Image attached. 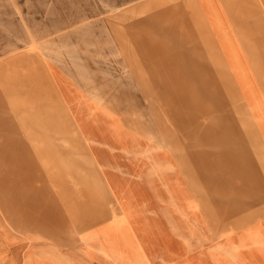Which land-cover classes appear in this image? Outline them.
Wrapping results in <instances>:
<instances>
[{
    "label": "rangeland",
    "instance_id": "rangeland-1",
    "mask_svg": "<svg viewBox=\"0 0 264 264\" xmlns=\"http://www.w3.org/2000/svg\"><path fill=\"white\" fill-rule=\"evenodd\" d=\"M77 1V9L84 13L59 16L76 17L74 21L38 20L40 10L54 18L55 9L70 10L68 4ZM87 1L92 6H85ZM130 9L108 6L103 0H0V131L14 127L16 145L25 142V151L31 156L16 158L12 167L0 166V264H7L8 226L11 233L19 235L23 222L27 228L39 222L43 236L54 237L57 247L71 249L80 246L76 234L88 224L124 221L131 213L123 206L114 183L116 199L111 190L110 194L101 168L92 163L74 128L63 134L28 132L39 128L50 131V127L66 131L68 126L79 125L75 111L84 122L80 126L94 131L127 127L132 138L113 134L119 149L141 140L169 153L175 172L173 191L185 192L191 216L218 240L202 246L183 245L169 230L170 219L177 222V215L168 213L164 203H156L157 210L151 211L150 197L144 196L143 207L132 216L144 228L152 225L159 242L155 247L160 248L156 258L169 253L170 261L157 264H264L262 229L243 232L240 245L228 240L242 216L237 211L247 206V197L238 190L236 180L232 187L231 170L238 167L232 163L248 158L264 160V147L249 109L211 43L207 42V52L200 60L167 52L174 47L164 36L166 23L159 20V30L151 29L150 6L138 13ZM140 20L143 24L136 28ZM120 29L124 34L143 36H116ZM157 49L158 53L152 52ZM256 109L258 116L264 105ZM258 119L263 126L262 118ZM6 136L0 133V138ZM32 142L40 144L29 146ZM55 142L59 147L54 148ZM163 170L158 166L159 175ZM115 179L120 184L119 178ZM35 191L46 196L41 199L40 212L24 214L22 202L28 198L23 196ZM12 193L19 205L8 219L5 202ZM249 217L262 222L264 215ZM13 221L19 223V229L18 225L12 229ZM120 237L118 231L106 228L101 233H83L80 242L85 250L89 244L99 242L101 247L105 243L115 260L120 246L127 254L133 253V246L123 247ZM132 244L135 246V241ZM139 254L142 261L126 264H151L141 251Z\"/></svg>",
    "mask_w": 264,
    "mask_h": 264
},
{
    "label": "crops",
    "instance_id": "crops-1",
    "mask_svg": "<svg viewBox=\"0 0 264 264\" xmlns=\"http://www.w3.org/2000/svg\"><path fill=\"white\" fill-rule=\"evenodd\" d=\"M103 4L115 7L130 6V10L135 13L142 12L143 7L150 6L151 29L155 30L156 28L159 30V20L166 23L167 32L164 36L173 42L174 47L173 51L168 50L167 52L181 53L184 57L193 55L195 59H198L206 54L207 42L211 43L218 57L226 66L230 79L240 94L244 105L249 109L250 117L253 119L257 134L264 147V112L260 111L258 116L256 112L257 106L262 107L264 105V0H190V2L188 0H103ZM68 5L71 8L70 10L55 9L52 12L54 18L47 17L50 12L42 13L40 10L41 17L38 20L74 21L76 17L61 18L59 16L64 14L75 16V14L84 13L77 9L79 6L78 1ZM54 6L63 5L56 4ZM85 6H92V3L87 1ZM195 14L200 18L199 24L202 29L194 18ZM139 24L142 25L143 20L136 22L135 27L138 28ZM118 31L121 33L116 36L120 37L143 36L138 33L134 35L124 34L121 29ZM152 52L158 53L159 49ZM196 55L200 56L197 57ZM59 84L61 87L63 86L61 82ZM72 102L73 99H70V103ZM251 102L254 104V108L250 104ZM258 118H262L263 126H261ZM72 128L79 135L78 137L84 140V145L88 149L92 163L101 168L99 170L109 192L111 190L114 193L112 187L114 183V185L116 184L114 187L118 196L130 200L131 213L127 219L124 218V221L121 219L117 222L97 226L88 224V227H84L80 235L76 234L80 246L71 249L57 247L54 237L43 236L40 232L43 227L39 222H30L32 225L29 228L25 226L26 222H23L22 233L19 235L14 232L11 233L9 231L11 227L8 226L5 250L7 264H114L113 261L126 264L130 261L137 262L133 260L134 255L127 254L126 249L124 250L120 245L119 254L115 255L119 256L117 257L119 259L115 260L110 257L113 255L107 253L110 249L108 246L105 247V243L101 244V247H105L102 252H100L99 242L89 244L87 250L82 249L80 236L83 233L103 227L105 230L107 228L108 231H118L119 237L123 233V236L120 237L123 247L131 246V242L135 241V246H138L143 257L145 256V259L151 264H157L159 261H170L168 252L157 260L156 255L160 248L155 247L159 242L152 225L144 228L134 221L132 215L143 207L141 205L144 202L142 200L144 196L146 198L150 197L151 211L157 210L158 205L156 203L162 205L164 203L168 213L177 215V222L173 220V217L170 219L169 230L173 237L182 240L183 245L202 246L217 240V238L208 234L206 228L196 218L191 216L192 210L186 200L185 192L177 194L173 191L175 172L173 158L169 153L161 152L157 148H153L151 144L149 145L141 140L135 142L128 149L115 147L113 141L115 136L113 134L124 135L119 137L124 139L133 137L130 136L132 132L127 131V127H121V131H117L113 127L103 131L101 129L94 131L89 127L75 125L73 127L68 126L66 131H63V128L50 127V131L39 128L28 132L63 134L68 133L69 129L72 130ZM5 130L0 131V133L7 134L6 137L0 138V166L12 167L15 165L16 158L26 159L31 156L25 151L28 150L25 142L21 144L22 146L16 145L14 127H7ZM70 132L72 133V131ZM97 134H106V136L97 137ZM37 143L40 144V142ZM37 143H29V146L35 147ZM58 145L59 143L55 142L54 148ZM235 165L238 167L231 170L232 187L235 186L236 180L238 190L247 197V206H244L245 209L237 211L242 216L237 219V225L233 227L235 231L228 240L240 245L242 234L244 235L243 232L246 230L259 228L264 231V218L262 222H254L250 221L249 217L253 214L264 215V160L248 158L245 162L232 163V167H235ZM158 166L164 167V172L161 175L158 173ZM9 173L13 174L14 169H10ZM148 173H150L149 176ZM115 177L119 178L120 184L115 182ZM165 183L166 187L164 186ZM131 185H134V188ZM146 185V191H144L143 187ZM113 193L110 192L115 198L116 195ZM14 197L13 193L7 195L5 202L6 208L4 211L7 213L8 219L9 214L15 212L14 207L19 205L15 203ZM23 197L28 198V200L22 202L25 209L23 213L36 214L40 212L42 207L41 199L46 196L42 191H35L33 195H24ZM177 197H182V199L180 200ZM177 202L179 205L176 208L175 203ZM118 208L122 216L123 213L119 205ZM145 208L147 209V207ZM12 224L14 226L12 229L15 230L17 225L16 229L20 228L18 222L13 221ZM129 235L134 241L130 239ZM103 237H106V235ZM165 248L168 250L169 245ZM42 252H47L48 255H41ZM64 256L66 259H63Z\"/></svg>",
    "mask_w": 264,
    "mask_h": 264
},
{
    "label": "bare ground",
    "instance_id": "bare-ground-1",
    "mask_svg": "<svg viewBox=\"0 0 264 264\" xmlns=\"http://www.w3.org/2000/svg\"><path fill=\"white\" fill-rule=\"evenodd\" d=\"M98 1V0H97ZM188 2H190V0H188ZM194 18H195V20L198 22V26L201 28V25L199 24V20H200V18L198 17V15H196L195 14V16H194ZM202 29V28H201ZM11 90V89H10ZM76 112V111H75ZM75 112H73V116L75 117V121H76V123L77 124H79V125H82L84 122H83V120H82V118H80V117H78V114H76ZM121 198V197H120ZM124 201H123V206H125L126 208H128L129 210H131V207H130V200L129 199H123ZM128 205H129V207H128ZM175 207L177 208L178 207V205L175 203ZM151 215V214H150ZM105 230V228L103 227V228H101V229H97V230H92V231H90L89 233L90 234H94V233H101V232H103ZM131 246H133V260L134 261H137V262H140V261H142L143 260V258H142V256H140V254H139V252L141 251V250H139L136 246H134L133 244H132V242H131ZM158 258V257H157ZM159 259V258H158ZM162 263V262H161ZM63 264H69V263H63Z\"/></svg>",
    "mask_w": 264,
    "mask_h": 264
}]
</instances>
